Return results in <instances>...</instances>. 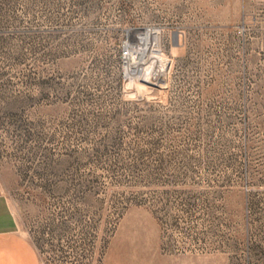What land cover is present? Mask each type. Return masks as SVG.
<instances>
[{"label":"rangeland","instance_id":"1","mask_svg":"<svg viewBox=\"0 0 264 264\" xmlns=\"http://www.w3.org/2000/svg\"><path fill=\"white\" fill-rule=\"evenodd\" d=\"M2 201L39 264H264V0H0Z\"/></svg>","mask_w":264,"mask_h":264},{"label":"crops","instance_id":"2","mask_svg":"<svg viewBox=\"0 0 264 264\" xmlns=\"http://www.w3.org/2000/svg\"><path fill=\"white\" fill-rule=\"evenodd\" d=\"M0 264H39L36 248L23 234L12 228L7 207L0 203Z\"/></svg>","mask_w":264,"mask_h":264},{"label":"built area","instance_id":"3","mask_svg":"<svg viewBox=\"0 0 264 264\" xmlns=\"http://www.w3.org/2000/svg\"><path fill=\"white\" fill-rule=\"evenodd\" d=\"M127 48H128V47H125V51H124V53H123V56H124V57H127V51H126Z\"/></svg>","mask_w":264,"mask_h":264},{"label":"bare ground","instance_id":"4","mask_svg":"<svg viewBox=\"0 0 264 264\" xmlns=\"http://www.w3.org/2000/svg\"><path fill=\"white\" fill-rule=\"evenodd\" d=\"M160 61V60H159ZM160 65V64H159ZM152 75V74H151ZM157 77H158V73L156 74L155 78H154V81L157 80Z\"/></svg>","mask_w":264,"mask_h":264}]
</instances>
